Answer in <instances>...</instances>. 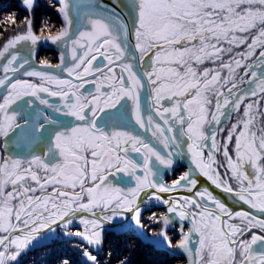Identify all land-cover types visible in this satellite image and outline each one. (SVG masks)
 <instances>
[{
  "label": "snow or ice",
  "instance_id": "1",
  "mask_svg": "<svg viewBox=\"0 0 264 264\" xmlns=\"http://www.w3.org/2000/svg\"><path fill=\"white\" fill-rule=\"evenodd\" d=\"M59 2L65 26L44 39L70 46L55 67L72 79L33 69L31 16L0 46V264H26L57 227L99 248L126 213L143 227L141 193L177 190L191 195L162 203L190 225L178 245L189 264H264V0ZM177 158L192 166L157 182Z\"/></svg>",
  "mask_w": 264,
  "mask_h": 264
},
{
  "label": "trees",
  "instance_id": "2",
  "mask_svg": "<svg viewBox=\"0 0 264 264\" xmlns=\"http://www.w3.org/2000/svg\"><path fill=\"white\" fill-rule=\"evenodd\" d=\"M59 4L53 0H41L31 10L26 6L7 0H0V46L11 36L25 31L22 20L33 18V31L41 38L57 35L63 28L59 20ZM9 16L15 17V24L8 21ZM73 224L72 232L78 231ZM65 230V241L57 240L38 247L34 253H29L26 264H61L63 259H69L70 264H85L83 253L87 250L78 237L72 239ZM111 252V255H109ZM161 250L143 237L131 239L126 235H112L108 238L105 248L98 260L102 264H185L177 259L165 258Z\"/></svg>",
  "mask_w": 264,
  "mask_h": 264
},
{
  "label": "flooded vegetation",
  "instance_id": "3",
  "mask_svg": "<svg viewBox=\"0 0 264 264\" xmlns=\"http://www.w3.org/2000/svg\"><path fill=\"white\" fill-rule=\"evenodd\" d=\"M59 15V21L63 27L65 26L64 21H63V17L62 15L58 12L57 13ZM43 39V38H41ZM40 39V40H41ZM53 48H49L45 45H41V47L38 49V54L36 57V62L39 66H43V62L47 61L49 64L53 65V67H51L52 69L50 71L53 72H47L53 75H57L59 76L61 79H72L71 77L68 76V74L66 72H62L60 69L56 68L55 65L60 63V56L61 54H65L66 59L68 57V54L70 53V46L68 49H64V48H58L57 44L53 45ZM119 71V69L117 68V72ZM23 79H29L32 82L35 83H39L38 79H33V78H27V77H23ZM86 88L89 89H93L94 86L91 84L85 85ZM46 95V94H43ZM50 102L55 103L58 101L59 98L57 97H47ZM38 103V102H37ZM129 104H131V101H129ZM41 108H43L44 106H40ZM132 124L135 125V120L134 118L132 119ZM136 127L138 128V125H136ZM150 131L148 133H144V136L146 137H150ZM153 142H155V139H152ZM159 145L161 143H158ZM165 154V153H164ZM162 154V155H164ZM132 156L134 158L137 157L136 153H133ZM160 168V175L161 174H165V171L167 172L168 169H166L163 165H159ZM171 170V169H170ZM168 170V172L170 171ZM188 171L186 168H177L175 164H173L172 167V171H170V174L166 175L163 178V182L165 184L171 185L173 183V181L178 178L181 174H183L184 172ZM159 175V177H160ZM167 196L166 199H170V200H179L181 197L187 196V195H191L190 193L184 191V190H177L174 192H168V193H161ZM158 195V194H156ZM160 196V195H159ZM162 198V200L164 199L162 196H160ZM161 201H157L155 199H146L145 194L141 193V197H140V207H141V224L143 225L142 228L139 229V226L135 224V221L131 218L132 217V213H126L125 215L128 217L127 220H123L121 218H117V220L113 221L112 224L118 225V224H128L131 227L130 228H134L137 231H139V235H135L134 232L130 233V234H123L124 230H121L119 228H114L111 231V234L108 235V237L105 239L104 238V242H106L108 240V238L112 235H126L131 239H138V238H144L145 240H148L149 242L153 243L154 245H156L162 252V256L165 258H170V259H177L172 257V255L167 251V249L169 248H175L179 245L180 240L182 239V233L180 231V225L181 223H183L184 225V231L186 232L190 225L188 224L187 221H179L178 219L176 221H178V223H176V225H172L169 224L166 228L164 226L163 223V216L164 215H168L170 217L171 214L173 213H168L167 208L168 205L162 203ZM143 202V203H142ZM239 207V206H238ZM244 210H249L247 208L246 205L242 206ZM251 211H255V210H251ZM152 217H156V219H152ZM76 225L75 227L78 229V231H82L83 230V225L79 224L78 220L76 221ZM161 232H167V235L169 237V239L171 240V244H168V242L164 239L163 236L160 235ZM72 239L76 238L77 236L71 235ZM62 240L63 242L65 241V229L63 228H57L56 233L53 235V238L48 241V243L53 242V241H57V240ZM79 241L84 245L85 248H87L86 251L91 252L93 255L98 257L101 255L102 250L104 249V246H100L99 248L95 245H89L87 244L86 241H81L80 237H78ZM102 249V250H101ZM36 251L33 250L29 253H34ZM98 251H101V253H98ZM83 259H84V255H83ZM179 260V262H184L185 264H187L186 261L181 260V259H177Z\"/></svg>",
  "mask_w": 264,
  "mask_h": 264
},
{
  "label": "water",
  "instance_id": "4",
  "mask_svg": "<svg viewBox=\"0 0 264 264\" xmlns=\"http://www.w3.org/2000/svg\"><path fill=\"white\" fill-rule=\"evenodd\" d=\"M7 1H13L15 3H18L19 6H25V4L23 3V0H7ZM53 1L57 2L60 5L59 0H53ZM102 2L109 3L110 0H102ZM56 44H57V47L59 49L60 48H63L60 45L59 42L56 43ZM41 45H45V46H47L49 48H53L54 47L53 46L54 44L50 40H39L38 43L35 46H32L33 47V53H34L33 56L31 57L32 64H33V69L36 70V71H40V72H53V71H50L52 68H45L43 66H39L37 64V62H36V57H37V54H38V49L41 47ZM24 54L25 53L22 51L21 52V55H24ZM0 91H2V90H0ZM150 104H151L150 98H147L145 96V94L142 93L141 94V105H142V109L145 112V115H147L149 113V111H150ZM160 123L162 124V121H160ZM145 138H148V137L146 136ZM149 138L151 140L152 139H155V138L151 137V133H150V137ZM152 143L157 148V150L161 152V154H164V153L166 154L168 151L172 150V149H164L163 145L162 144L159 145L158 142H156V141L155 142L152 141ZM174 164L176 165L177 168H186L187 170L192 166L190 160L187 159V158H177ZM168 170H170V169H168ZM168 170H167V172L165 171V174L164 175L163 174H161V175L159 174L160 177L155 178V179H157V182H160V179L161 178H162V181H163V178L166 175L170 174V171H172V169L169 172H168ZM137 174H140V173L138 172ZM128 179H131V178H128ZM200 180L203 183H205V184H208L209 183L203 177H200ZM134 186H135V180L132 179V183L129 185V187H134ZM121 187H123V185H121ZM152 191H155V190H152ZM216 191L218 192L219 190H216ZM156 194L162 196L164 199L167 198L166 195L161 194L159 192H156ZM84 215H87V214H84ZM169 218L172 220V223H171L172 225H176V223H178V221H176L177 218L175 217V214H171ZM57 228H59V227H57ZM114 228H117L115 224H107V223L105 224V226H104V229H105L104 230V238L105 239L108 237V235L111 234V232H112L111 230L114 229ZM140 228L141 227L139 226V229ZM132 232H134L135 235H139V231H137L134 228H129L127 230H124L123 234H130ZM167 251L172 255V257L177 258V259L184 260V261L187 262V264H189L187 254L183 251V249L179 248L178 246L175 247V248H169V249H167ZM98 253H101V251H98ZM84 262H85V264H92V262L89 261L87 259V257H85V256H84Z\"/></svg>",
  "mask_w": 264,
  "mask_h": 264
},
{
  "label": "rangeland",
  "instance_id": "5",
  "mask_svg": "<svg viewBox=\"0 0 264 264\" xmlns=\"http://www.w3.org/2000/svg\"><path fill=\"white\" fill-rule=\"evenodd\" d=\"M41 0H35V4H34V7L37 5V3H39ZM59 6H61V5H59ZM62 15V14H61ZM41 40H46V39H41ZM233 122H235L234 120H233ZM77 222H75L74 224H76ZM104 235V234H103ZM107 242V241H106ZM106 242H103V244H102V246H104V248H105V246H106ZM102 250V249H101Z\"/></svg>",
  "mask_w": 264,
  "mask_h": 264
},
{
  "label": "bare ground",
  "instance_id": "6",
  "mask_svg": "<svg viewBox=\"0 0 264 264\" xmlns=\"http://www.w3.org/2000/svg\"><path fill=\"white\" fill-rule=\"evenodd\" d=\"M28 78V77H27ZM30 78V77H29ZM31 78H33V79H38V78H35V77H31Z\"/></svg>",
  "mask_w": 264,
  "mask_h": 264
}]
</instances>
